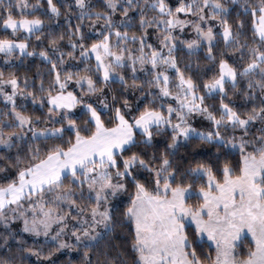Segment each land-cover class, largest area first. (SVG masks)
<instances>
[{
  "label": "snow or ice",
  "instance_id": "6c2138e0",
  "mask_svg": "<svg viewBox=\"0 0 264 264\" xmlns=\"http://www.w3.org/2000/svg\"><path fill=\"white\" fill-rule=\"evenodd\" d=\"M0 264H264V0H0Z\"/></svg>",
  "mask_w": 264,
  "mask_h": 264
}]
</instances>
